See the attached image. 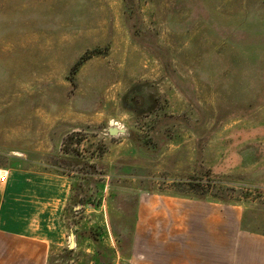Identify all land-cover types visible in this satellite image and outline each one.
I'll list each match as a JSON object with an SVG mask.
<instances>
[{"label":"rangeland","instance_id":"obj_1","mask_svg":"<svg viewBox=\"0 0 264 264\" xmlns=\"http://www.w3.org/2000/svg\"><path fill=\"white\" fill-rule=\"evenodd\" d=\"M15 167L67 183L51 264L121 262L109 230L125 237L144 194L217 200L264 231V0H0Z\"/></svg>","mask_w":264,"mask_h":264},{"label":"crops","instance_id":"obj_2","mask_svg":"<svg viewBox=\"0 0 264 264\" xmlns=\"http://www.w3.org/2000/svg\"><path fill=\"white\" fill-rule=\"evenodd\" d=\"M4 170L0 264H51L50 245L59 244L64 231L67 183L25 177L18 167ZM247 224L246 212L217 200L144 194L136 197L125 237L110 230L108 235L118 247L116 264H264V231Z\"/></svg>","mask_w":264,"mask_h":264},{"label":"trees","instance_id":"obj_3","mask_svg":"<svg viewBox=\"0 0 264 264\" xmlns=\"http://www.w3.org/2000/svg\"><path fill=\"white\" fill-rule=\"evenodd\" d=\"M86 56H87V55L82 56V57L76 62L75 66H74V68H73L74 70L77 69V68L83 63V61L85 60V57H86ZM71 188H72V190H74V188H77V187L73 185ZM176 194L181 195L182 193H179V191H178V192H176ZM197 199H200V198H197ZM205 199H207V198H205ZM200 200H204V199H200Z\"/></svg>","mask_w":264,"mask_h":264},{"label":"water","instance_id":"obj_4","mask_svg":"<svg viewBox=\"0 0 264 264\" xmlns=\"http://www.w3.org/2000/svg\"><path fill=\"white\" fill-rule=\"evenodd\" d=\"M117 129L114 127L109 128L110 133H116Z\"/></svg>","mask_w":264,"mask_h":264},{"label":"built area","instance_id":"obj_5","mask_svg":"<svg viewBox=\"0 0 264 264\" xmlns=\"http://www.w3.org/2000/svg\"><path fill=\"white\" fill-rule=\"evenodd\" d=\"M0 181H1V179H0Z\"/></svg>","mask_w":264,"mask_h":264}]
</instances>
